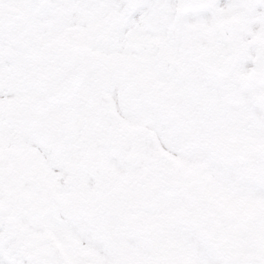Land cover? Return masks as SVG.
Returning <instances> with one entry per match:
<instances>
[{"label":"snow or ice","instance_id":"snow-or-ice-1","mask_svg":"<svg viewBox=\"0 0 264 264\" xmlns=\"http://www.w3.org/2000/svg\"><path fill=\"white\" fill-rule=\"evenodd\" d=\"M0 264H264V0H0Z\"/></svg>","mask_w":264,"mask_h":264}]
</instances>
